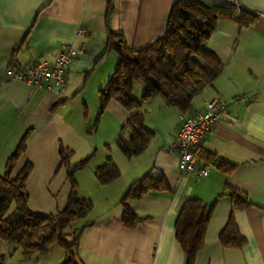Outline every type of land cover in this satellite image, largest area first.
<instances>
[{
    "label": "crops",
    "instance_id": "0c3cea01",
    "mask_svg": "<svg viewBox=\"0 0 264 264\" xmlns=\"http://www.w3.org/2000/svg\"><path fill=\"white\" fill-rule=\"evenodd\" d=\"M173 1L0 0V174L18 140L32 128L27 149L15 163L11 177L29 161L27 207L55 213L65 205L70 190L67 168L59 166V146H83L79 159L70 162L76 164L90 156L88 164L74 172L77 195L93 203L86 218L89 225L79 238V264H186L175 239L174 220L187 198H198L211 207L204 243L193 264H264V0H236L256 14L250 25L217 20L206 48L224 67L210 86L193 97L189 110H203L205 101L213 97L225 103L226 109L203 136L201 149L234 164L230 173L216 165L200 178L179 172L177 154L171 150L177 138L179 111L165 105L160 96L136 110L143 114L145 127L154 132L141 154L127 158L117 144L107 143L115 140L129 116L115 100L101 112L103 143L96 144L86 135L90 106L95 114L98 90L117 62L114 52L102 55L107 29L122 33L132 47L147 45L163 32ZM80 45L82 52L67 66L62 92L32 87L9 74L36 60H52L63 47ZM143 88H137L135 97H140ZM107 157L117 165L120 175L101 185L93 170ZM202 163L199 160L197 165ZM149 171L162 175L171 190L127 199V207L142 218L127 227L122 223L119 201L132 182ZM226 185L245 194L250 206L233 209L229 196L220 195ZM230 213L246 240L241 248H225L219 242V232ZM0 255H4L5 264H61L64 258L57 244L44 253L23 252L1 238Z\"/></svg>",
    "mask_w": 264,
    "mask_h": 264
},
{
    "label": "trees",
    "instance_id": "16d2710c",
    "mask_svg": "<svg viewBox=\"0 0 264 264\" xmlns=\"http://www.w3.org/2000/svg\"><path fill=\"white\" fill-rule=\"evenodd\" d=\"M109 9L110 3L108 12ZM256 18V14L236 0H227L225 4L174 0L163 32L147 45L132 47L122 33L107 29L102 55L114 52L117 62L104 87L98 90V114L110 100H115L129 112L116 136V143L125 157L141 154L154 137V132L144 125L143 114L136 111L142 103L160 96L165 105L176 108L179 113H189L193 97L221 74L223 62L206 48L217 20L231 19L239 26H247L254 23ZM136 81H142L144 86L139 98L132 92ZM31 132L32 128H28L18 140L0 174V238L23 252L36 250L44 253L50 245L57 244L64 254L61 264H79V238L89 225L86 218L93 209V203L77 195L74 172L84 168L90 156L71 164L70 151L60 145L59 166L67 168L70 184L66 203L55 213L31 211L26 203L28 194L25 184L32 164L26 161L17 174L11 177L15 163L27 149ZM199 160L209 166L216 165L224 173H230L235 167L213 153H203L202 149L199 151ZM93 174L97 182L104 185L117 179L120 171L114 161L107 157L94 168ZM170 190V185L162 175L155 176L149 171L137 178L119 201L123 206V225L132 227L142 219L127 207V199ZM220 195L229 196L233 209L250 206L247 196L230 185H226ZM13 204L15 208L11 209ZM210 213L211 207L207 208L198 198H187L176 215L174 235L185 255L186 264L194 263L197 252L203 246ZM218 238L225 248H241L245 245L246 240L240 234L232 213ZM0 264H5L4 255H0Z\"/></svg>",
    "mask_w": 264,
    "mask_h": 264
},
{
    "label": "built area",
    "instance_id": "2783aa9c",
    "mask_svg": "<svg viewBox=\"0 0 264 264\" xmlns=\"http://www.w3.org/2000/svg\"><path fill=\"white\" fill-rule=\"evenodd\" d=\"M82 31L81 27L77 30L79 34ZM82 50V45L77 48L66 46L59 50L52 60H36L25 67L9 72V74L32 87L62 92L66 87L67 66ZM225 109L226 105L223 100L213 97L205 101L201 111L179 113L177 138L173 142L171 150L177 154V168L180 173H190L197 178L206 175L210 166L205 163L197 165L201 140Z\"/></svg>",
    "mask_w": 264,
    "mask_h": 264
},
{
    "label": "rangeland",
    "instance_id": "374dc122",
    "mask_svg": "<svg viewBox=\"0 0 264 264\" xmlns=\"http://www.w3.org/2000/svg\"><path fill=\"white\" fill-rule=\"evenodd\" d=\"M143 86V82L142 81H136L133 85V95L135 96L136 94V90L137 88ZM144 87V86H143ZM87 91H85L84 94H86ZM93 108H91L90 106V114H92L91 116V119H90V124H89V128L87 129V137H88V140L90 141H95L96 144H102V140L101 139L104 135H105V130H104V120H103V117L101 118V115L102 113H99L98 114V111L93 114ZM92 110V112H91ZM120 129L119 128V131L118 133L120 132ZM108 144H117L116 143V138L115 140L111 141V142H107ZM64 147V146H63ZM68 150L70 151V162L74 163L75 161H77L79 159V157L81 156L82 154V151H83V146H75L74 149L72 148H68ZM15 208V205L13 204L11 206V209H14Z\"/></svg>",
    "mask_w": 264,
    "mask_h": 264
}]
</instances>
